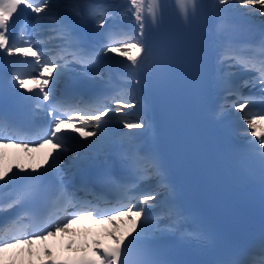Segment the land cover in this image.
<instances>
[{
  "label": "snow or ice",
  "instance_id": "snow-or-ice-1",
  "mask_svg": "<svg viewBox=\"0 0 264 264\" xmlns=\"http://www.w3.org/2000/svg\"><path fill=\"white\" fill-rule=\"evenodd\" d=\"M201 7L199 0L172 4L188 27ZM209 7L222 21L234 13L248 20L261 18L257 41L238 40L232 31L221 30L214 117L246 126L243 132L250 151L259 158L264 182V0H212ZM165 10L160 0H0V71L10 76L0 91L27 102L32 113L43 114L45 120L29 136L0 113V213L16 212L0 223V264H24L25 256L32 264L35 242L68 235L74 223L85 219L110 225L111 245L96 240L91 247L74 249L70 242L66 250L79 254L68 258L53 257L45 248L43 254L52 257L47 264H167L159 258L154 240L166 232H181L187 215L175 199L158 153L134 145L119 153L121 168L130 178L117 179L108 170L94 178L120 193L114 203L104 200V207L69 194L63 170L66 153L74 154L73 163L91 161L149 130L143 99L148 76L173 66L184 45L181 35L153 36ZM89 22L104 37L95 46L84 35ZM113 68L119 69L118 81L112 78ZM73 74L102 83L104 90L89 95L60 92V83ZM242 88L252 93L244 95ZM9 148L26 154L48 151L41 164L25 166L18 157L10 160ZM49 179L57 181L56 191L48 198L46 218L38 221L40 214L32 204ZM87 180L82 177V190H89ZM148 181L155 185L141 190L139 185ZM61 204L62 218L56 211ZM154 208L160 210L157 215ZM249 256L227 264H264V245Z\"/></svg>",
  "mask_w": 264,
  "mask_h": 264
},
{
  "label": "bare ground",
  "instance_id": "bare-ground-1",
  "mask_svg": "<svg viewBox=\"0 0 264 264\" xmlns=\"http://www.w3.org/2000/svg\"><path fill=\"white\" fill-rule=\"evenodd\" d=\"M212 3V0H202V4L205 6L207 12L209 13L210 15V21L211 22H216L218 23L219 20H221L219 17L216 16V14L210 9L209 5ZM113 119H115L113 117ZM9 154H11V151H9ZM38 152L37 151H33L31 153H24V152H21L18 154V157H19V161L22 162V163H25L29 160V157L32 156V161H34L35 159L38 158ZM73 227L71 226V229L73 232H76L77 230L76 229H72ZM84 230H81L79 231L80 232H83ZM26 259H27V256L24 257V263L26 262Z\"/></svg>",
  "mask_w": 264,
  "mask_h": 264
}]
</instances>
